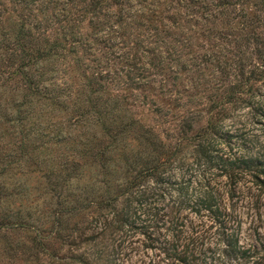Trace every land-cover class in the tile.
<instances>
[{
	"label": "trees",
	"instance_id": "1",
	"mask_svg": "<svg viewBox=\"0 0 264 264\" xmlns=\"http://www.w3.org/2000/svg\"><path fill=\"white\" fill-rule=\"evenodd\" d=\"M9 1L15 10L7 20L5 15L11 35L1 27L6 8L0 7V90L10 92L9 103L0 102V122L20 126L15 155L28 153L31 145L70 138L61 126L50 133L37 119L25 123L38 102L41 113L69 106L70 124L78 130L70 139L76 140L73 149L81 159L66 158L57 171L48 169L41 184V214L51 215L47 234L63 239L71 264H264V0H191L220 13L232 9L231 16L241 23L226 40L235 51L215 44L217 51H205L197 60L174 57V71L181 69L189 82L204 62L223 68L227 81L218 95L207 98L205 123L187 134L196 118L192 111L185 113L173 140L132 117L122 119L116 100L102 99L106 81H117L114 68L101 69L96 60L98 67L77 81V102L65 77L58 76L57 63L91 67L81 56L93 41L77 27L86 12L89 25L104 23L110 12L102 11L103 0ZM246 2L253 11L242 7ZM140 6L135 2L128 8L134 12ZM167 9L181 19L192 14L176 11L175 5ZM212 11L200 17H213ZM109 23L107 33L93 38L114 47L116 41L107 36ZM77 48L81 55L72 57ZM216 52L223 56L219 59ZM144 61L136 67L141 72L136 71L137 82H146L147 66L156 67L160 60ZM14 75L20 92L8 82ZM123 75L122 82L135 77L128 68ZM90 122L99 132L88 127ZM79 211L81 222L73 219L67 226ZM86 242L97 247L78 249Z\"/></svg>",
	"mask_w": 264,
	"mask_h": 264
},
{
	"label": "rangeland",
	"instance_id": "2",
	"mask_svg": "<svg viewBox=\"0 0 264 264\" xmlns=\"http://www.w3.org/2000/svg\"><path fill=\"white\" fill-rule=\"evenodd\" d=\"M103 2L105 6L102 7V11L110 12V16L102 18L104 23L93 22L89 25L87 18L90 12H86L77 27L86 40L93 41L90 50L81 56L91 67L85 70L79 66L72 67L71 63L69 65L57 63L58 76L65 77L70 96L72 95L77 102L76 96L79 90L77 81L78 83L84 81V76L98 67L95 61L99 60L101 69L114 68L119 74L116 82L106 81L107 86L102 90L101 95H104L102 99L105 102L106 98L109 101L116 100L118 114L121 112L124 114L122 119L132 117L139 124L149 126L157 136L163 137L166 134L173 140L172 136L176 134L181 116L192 111L196 120L192 122V129L187 134L193 133L205 123V118L209 115L205 109L208 105L207 98L218 95L227 80L223 68L204 62L203 66H197L195 71H192V82H189L181 69L174 71V57L182 60H190L192 57L197 60L205 51H217L215 44L218 46L228 44L227 46L235 51L231 41L226 42V40H232L230 38L238 31L241 19L236 15L231 16L232 9L220 13L208 4L204 7L205 3L202 7L193 5L191 0H116L115 2L103 0ZM135 2L142 5L140 11L129 10L128 7ZM0 3V7L6 8V12L2 14L4 19L1 27H7L5 29L11 35L12 27L10 23H6L5 15H7L6 20L13 16L15 13V10L11 9L13 3L9 0H0ZM183 3H190L189 7H182ZM154 4L158 7L155 10ZM145 5H149L150 9L142 8ZM169 5H175L176 11H188L192 14L181 19L172 9H167ZM242 7L247 11H253L250 2L242 4ZM200 9H202L201 15L205 11L210 14L213 10L214 16L207 14L205 18L200 17ZM106 22H110L107 36L116 41L114 47L108 46L107 41H95L93 38V35L99 37V34L104 33L105 30L107 33ZM112 25L116 27L110 28ZM260 26L258 27L264 30L263 24ZM96 27L101 29L97 30ZM116 52L119 53L118 56H115ZM120 52H124L125 55L119 57ZM216 53L219 59L223 56L219 52ZM222 53H227L226 58L230 56L228 51ZM77 55H81L80 48L73 52L72 57ZM132 56L135 57L134 62L129 60ZM144 59L154 63L157 59L160 61L156 67L149 63L147 71H144L147 73L146 82L142 83V80L137 82L136 67L144 63ZM126 68L135 77L128 80L126 78V81L122 82L120 79L125 78L123 73ZM137 72L141 73L139 70ZM8 82L15 86V91L19 89L20 83L15 75ZM7 99L9 103L10 92L0 90V102L4 103ZM39 106V102L32 106L25 123L28 124L29 119H37L46 125L44 131L50 129V133L61 126L63 131L67 130L68 134L70 133V138L78 132L77 128L73 129L70 124L72 112L69 111V106L49 108L42 113ZM156 108L162 111H157ZM18 127L12 128L11 123L0 122V168H3L0 173V264H71L73 262L68 257L71 250L66 248L63 239L53 238L52 233L47 234L51 215L50 212L43 216L41 214L44 206L41 184L44 179L43 174L48 169L57 171L66 158L81 159L73 149L76 140L68 138L51 143L49 141L47 146L44 144L43 147L34 146L35 148L31 145L28 153L21 155V152L15 155L13 145L18 138ZM88 127L99 132L98 126L94 127V123L90 122ZM80 137L83 141L87 139L86 135ZM86 155L89 156V152ZM73 189V186L69 188L71 191ZM49 207L51 208L52 205ZM82 216L83 213L79 211L65 224L69 226L73 219L80 223ZM241 237H245V231L242 232ZM79 245L78 249L86 252L97 247L90 242Z\"/></svg>",
	"mask_w": 264,
	"mask_h": 264
}]
</instances>
